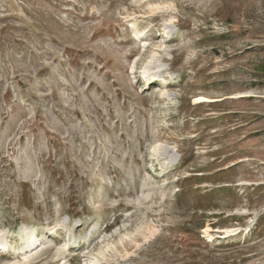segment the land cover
I'll list each match as a JSON object with an SVG mask.
<instances>
[{
	"label": "rangeland",
	"instance_id": "374dc122",
	"mask_svg": "<svg viewBox=\"0 0 264 264\" xmlns=\"http://www.w3.org/2000/svg\"><path fill=\"white\" fill-rule=\"evenodd\" d=\"M0 248L264 264V0H0Z\"/></svg>",
	"mask_w": 264,
	"mask_h": 264
},
{
	"label": "bare ground",
	"instance_id": "6f19581e",
	"mask_svg": "<svg viewBox=\"0 0 264 264\" xmlns=\"http://www.w3.org/2000/svg\"><path fill=\"white\" fill-rule=\"evenodd\" d=\"M198 100H200V101H211V99H207V98H205V97H198L197 98ZM36 242H34V244L33 245H30V246H32V247H36L37 246V244H35ZM39 244V243H38ZM31 248V247H30ZM30 250V249H29ZM22 256V255H21Z\"/></svg>",
	"mask_w": 264,
	"mask_h": 264
}]
</instances>
